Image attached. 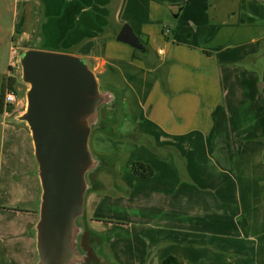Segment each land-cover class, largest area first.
I'll return each instance as SVG.
<instances>
[{
	"label": "crops",
	"instance_id": "0c3cea01",
	"mask_svg": "<svg viewBox=\"0 0 264 264\" xmlns=\"http://www.w3.org/2000/svg\"><path fill=\"white\" fill-rule=\"evenodd\" d=\"M15 3L16 42L39 28L45 43L25 50L84 58L99 89L118 96L115 122L89 141L95 139L97 158L112 162L98 167L97 185L85 196L82 222L87 214L96 257L107 264H162L168 257L179 264H264V93L258 77L242 69L241 86H233L234 68L251 53L243 48L261 38L243 33L246 5L236 16L231 0H113L109 11L112 0ZM109 23L101 49L97 36ZM123 25L147 44L141 60L113 37ZM70 31L80 33L70 40ZM12 50L6 76L14 78L20 67ZM15 115L14 106L0 112ZM116 153L128 154L126 167L116 168ZM135 162L153 175L134 174ZM14 215L1 220L0 264H33L38 212Z\"/></svg>",
	"mask_w": 264,
	"mask_h": 264
},
{
	"label": "water",
	"instance_id": "95a60500",
	"mask_svg": "<svg viewBox=\"0 0 264 264\" xmlns=\"http://www.w3.org/2000/svg\"><path fill=\"white\" fill-rule=\"evenodd\" d=\"M116 41L143 48L130 26ZM21 80L29 86L27 106L18 115L31 133L41 194L33 229L36 264H84L85 196L88 176L100 159L90 149L94 129L102 128L100 110H111L115 96L100 90L88 60L69 54L24 50L18 59Z\"/></svg>",
	"mask_w": 264,
	"mask_h": 264
},
{
	"label": "rangeland",
	"instance_id": "374dc122",
	"mask_svg": "<svg viewBox=\"0 0 264 264\" xmlns=\"http://www.w3.org/2000/svg\"><path fill=\"white\" fill-rule=\"evenodd\" d=\"M232 7L235 10V15H240V10L244 5L249 11L248 23L245 28H243V33H247L249 36L257 35L259 38L255 43L248 44L244 50H250L251 53L246 55V59L238 62L237 68H234V82L233 86L240 87V69L247 71V75H255L258 77L257 88L264 93V87L261 85L264 81V0L255 1V0H231ZM16 0H0V89L3 78L9 73L8 62L11 58V50L19 55L28 47V46H39L44 44L43 32L36 28V31L30 32L28 37H25L20 42L17 41L18 34L15 33V29L19 28L21 10L18 9V16H16L15 3ZM113 8L112 4L108 7V11ZM256 13H255V12ZM242 12V11H241ZM85 19V17H84ZM258 25V26H257ZM97 33L96 31H92ZM91 32H84L91 33ZM105 32V31H104ZM104 32H99L98 42L100 43L101 38L104 36ZM79 31H70L66 32L67 35H70V40L77 38ZM108 35V33H107ZM60 46V45H59ZM62 47L60 46V49ZM12 72V73H11ZM10 73L14 76L15 83V92H16V102L14 106L17 110V114H22L26 110L27 101H26V92L29 89V86L24 84L20 79L21 73L18 66L12 69ZM263 77V78H262ZM11 108L8 109L10 113ZM110 112H107L105 108L100 110V116L102 123L106 128H110V124L115 122V116H110ZM115 114V112H114ZM6 126L4 134L2 129ZM99 131V128L93 130ZM2 133V136H1ZM0 150L2 155H0V229L2 228L4 222L1 221L2 218H11L14 217V212L16 210H24L35 208L38 210V204L41 194L40 182L38 178V165L34 155V146L32 141V136L27 124L20 120L18 115L13 117L3 118L0 117ZM119 140H129L131 138H125V136H117ZM90 149L92 154L96 155V144L95 139L92 137L90 142ZM116 156L119 160V163L116 165V168L126 167L128 154L116 153ZM101 167L110 168L112 162L109 159L101 157ZM110 162V163H109ZM96 171H94L90 176H88L89 182L93 187H96ZM85 216V215H84ZM86 216L84 217V229L88 232L86 226ZM89 221V220H88ZM11 225V220L8 222ZM89 222H87L88 224ZM16 225V224H15ZM85 231V230H84ZM11 238L7 237L6 240ZM16 239V237H12ZM21 246V244L19 245ZM23 246V245H22ZM26 246V245H25ZM96 241L90 238L88 234L84 237L83 249L88 250L91 253V258L96 264H107L108 260L104 258L100 260L95 255ZM37 255H32L34 263L36 262Z\"/></svg>",
	"mask_w": 264,
	"mask_h": 264
},
{
	"label": "trees",
	"instance_id": "16d2710c",
	"mask_svg": "<svg viewBox=\"0 0 264 264\" xmlns=\"http://www.w3.org/2000/svg\"><path fill=\"white\" fill-rule=\"evenodd\" d=\"M111 26H112L111 23H109L108 28H106L104 30L105 31L104 36L101 38L100 43L98 44L101 49L104 46V42L108 39L107 33L111 32L110 31ZM118 30H119V27H118ZM118 30L113 32V37H116ZM140 43L143 45L144 50L148 49L147 44L143 43L141 40H140ZM142 52L143 51H139V50L134 49V56H133L134 59L141 60V58H137V57H138V54H140V53L142 54ZM15 83H16L15 78H13L11 76H6L3 78L2 83H1V89H0V112H2V109L4 107L3 97H4L5 91L7 89L15 90L14 89ZM161 84H162L163 88H165V81H161ZM110 92H112L114 94L115 102L112 106V109L106 110V111L112 113V114H110V116H115L114 112H116L117 107H118V96L114 91H110ZM100 129L105 130L106 126L103 124L102 128H100ZM125 138H132V136H125ZM131 169H132V172L134 174H136L142 178H148V177H151L153 175V170L151 169V167L149 165L141 163V162L133 163L131 166ZM94 189H95V187H93V185H92L90 191H93ZM241 230H242L243 235L246 236L247 235V233H246V222L244 221V219L241 220ZM85 232H86L85 234L87 235L88 231L86 229H85ZM88 236L90 237L89 234H88ZM86 251H88V250L86 249ZM91 260H92L91 257L86 259L84 264H96V262H93ZM162 264H179V262L174 257H168L162 262Z\"/></svg>",
	"mask_w": 264,
	"mask_h": 264
},
{
	"label": "built area",
	"instance_id": "2783aa9c",
	"mask_svg": "<svg viewBox=\"0 0 264 264\" xmlns=\"http://www.w3.org/2000/svg\"><path fill=\"white\" fill-rule=\"evenodd\" d=\"M166 32H168V30H166ZM12 54L15 56L16 54L15 50H12ZM12 66H14V62L12 63ZM16 97L17 95L15 90L7 89L4 93L3 105L5 107H8L9 105H14L16 102Z\"/></svg>",
	"mask_w": 264,
	"mask_h": 264
},
{
	"label": "flooded vegetation",
	"instance_id": "af4514ba",
	"mask_svg": "<svg viewBox=\"0 0 264 264\" xmlns=\"http://www.w3.org/2000/svg\"><path fill=\"white\" fill-rule=\"evenodd\" d=\"M37 212H38V210H37Z\"/></svg>",
	"mask_w": 264,
	"mask_h": 264
}]
</instances>
